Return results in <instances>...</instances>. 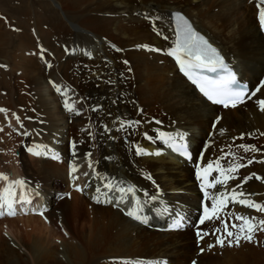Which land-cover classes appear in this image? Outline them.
I'll return each instance as SVG.
<instances>
[{
  "label": "bare ground",
  "instance_id": "1",
  "mask_svg": "<svg viewBox=\"0 0 264 264\" xmlns=\"http://www.w3.org/2000/svg\"><path fill=\"white\" fill-rule=\"evenodd\" d=\"M20 1L16 6L0 2V109L7 110L0 112V124L10 119V132L19 139L6 147L17 146L11 156L0 148V173L25 181L16 191L30 202L17 203L16 213L30 203L32 210L50 207L49 200L58 203L57 191L68 189L71 197L59 202L55 218L44 213L49 209L28 219L0 217V264H41L27 228H45V218L53 224L69 217L70 223L54 227L52 242L61 256L78 255L80 264H264V232L239 246L217 245L220 233L198 244L197 231L223 232L224 225L222 220L204 225L194 220L202 211L197 172L218 158L224 168L237 162L247 166L233 173L226 186L208 191L243 190L241 198L264 205V179H256L264 178V110L259 103L264 84L236 107L212 105L166 54L175 42L171 12L183 11L241 78L254 84L264 73V37L257 18L261 0H51L56 5L48 7L49 24L31 25L37 36L27 32L28 21L12 28L14 12L30 17L28 0ZM65 101L75 110L69 111ZM174 141L192 146L190 160L172 151ZM45 143L60 150L61 163L46 158ZM26 144L47 155H25ZM137 148L146 154H137ZM250 174L253 178L245 182ZM218 176L214 171L209 181ZM108 182L133 187L135 197L129 194L126 203L120 202L123 194L109 191ZM5 186L0 181V190ZM137 197L147 223L127 215ZM178 214L184 226L171 230ZM236 215L264 220V212L230 203L223 219L234 233L238 228L231 225L241 223Z\"/></svg>",
  "mask_w": 264,
  "mask_h": 264
},
{
  "label": "snow or ice",
  "instance_id": "2",
  "mask_svg": "<svg viewBox=\"0 0 264 264\" xmlns=\"http://www.w3.org/2000/svg\"><path fill=\"white\" fill-rule=\"evenodd\" d=\"M261 4H264V0H261ZM177 19L182 20L184 23V28L179 31L176 40V47L171 49L168 54L175 57L176 61L180 66V70L184 72L189 79L193 80V83L197 84L200 88V91L207 97L209 100L214 103L221 104L224 107H236L240 103H244V98L246 95L244 86L240 84L237 80L236 73L229 68L227 64L224 63L223 57L217 52L215 48H213L198 32H196L191 25L188 23L184 17L177 14ZM259 20L262 26H264V7L259 8ZM167 39V37H165ZM119 51V49H117ZM157 51H159L157 49ZM127 63V61H125ZM219 70H223L226 73L223 76H207V75H199L201 71H207L209 73H217ZM195 77V78H194ZM57 91H60V88L57 87ZM259 91V89H257ZM255 95V93H252ZM262 106V110H264V101L259 102ZM65 106L69 111L75 110V105L70 104L65 101ZM5 109H0V112H6ZM77 114H80L77 111ZM19 120V117H17ZM135 123H139L138 121ZM22 126V125H21ZM3 129H0L2 131ZM23 135H28V133H22ZM151 139V137H148ZM181 140L183 137L181 136ZM73 149L75 148V142L72 145ZM245 151H258L255 146H245L241 145ZM180 152L181 155L191 159V154L188 151L187 144H181L180 147L175 149ZM33 155L39 157L41 155H47V152H42L38 150H34L33 148L28 149ZM75 155V153H73ZM137 154H146L144 150L141 148H137ZM91 155L90 153L88 154ZM54 159H59L58 155L53 156ZM248 163H252L251 160ZM247 165L241 163L231 164L228 168L222 167L220 164V158L215 161L208 162L205 167H200L197 176L201 180V188L204 191V195L209 203H205L203 205V214L199 220L200 225H204L206 222L212 221H221L223 222L224 228L223 232H221L220 228L214 229V232H203L197 231L196 235L200 240H203L205 236L210 234L220 233L217 236L216 244L220 247H224L226 242L229 246H232L233 243L236 246H239L241 240L254 242L255 233L257 231L264 232V220H256L255 217H247L236 215L235 220L241 221L239 225L232 224V228H238L237 232H233L230 230L229 221L227 219H223V214L225 209L228 207L230 203H239L241 205H245L248 208H254L258 212H264V205L258 204L254 201L243 199L245 193L236 192L235 190H231L229 192H222L219 195H213L208 190L216 188L217 185L226 186L227 182L234 178L233 173L237 172L240 168L246 167ZM89 167H92L91 163H89ZM77 171V167L75 165L72 166V173ZM218 172V177H213L211 181H209V177L213 172ZM87 175V173H85ZM252 176L245 177L244 180L252 179ZM256 179H264L261 177H256ZM0 181L6 182V186L0 190V217L5 215L15 216L17 203H29L30 201L25 198V196L18 195L16 189H23L25 187V181L22 179L11 180L7 174L0 173ZM105 187L109 190H116L122 193L120 197V202L126 203L125 196L131 194L135 197V189L133 187L128 188H117L116 185L112 182H108L105 184ZM78 190L82 191V189ZM96 191L99 193L100 188H97ZM105 195H107L105 193ZM97 203H100L101 200L99 197H95ZM153 200L157 199V197L153 196ZM107 202H111L108 200ZM134 207H132L127 215L133 217L134 219L141 221L142 223H147L148 218L142 216L140 213L142 211V205L139 198H135ZM43 215V213H41ZM183 216H179L176 221L172 224V228H181L183 227ZM233 238V239H229ZM209 247H215V245H210ZM203 251V249H201ZM156 264H166L165 261L156 262Z\"/></svg>",
  "mask_w": 264,
  "mask_h": 264
},
{
  "label": "rangeland",
  "instance_id": "3",
  "mask_svg": "<svg viewBox=\"0 0 264 264\" xmlns=\"http://www.w3.org/2000/svg\"><path fill=\"white\" fill-rule=\"evenodd\" d=\"M2 0H0V2H1ZM5 1V3L6 4H8V6H16V5H18L19 3H21V1L20 0H4ZM39 2V3H38ZM41 2V3H40ZM27 3H28V5H29V7L30 8H32V9H30V17L29 18H27L25 15H16L15 14V12H14V15L16 16L15 17V19L16 20H13L12 19V21H13V23H14V25H12V28L14 29V28H19L20 26H23V22H26V24H27V21L29 22V27H28V33H34L36 36H37V34H36V29H34V30H32V27H31V25H32V23L34 22V23H40V22H42L43 20H46L45 22L47 23V24H49V22H48V20L50 21V17L49 16H51V10L49 9L50 8V5L52 4V5H56V3L53 1V2H51V0H28L27 1ZM48 3H50V4H48ZM32 5V6H31ZM41 5V6H40ZM7 6V5H6ZM47 6V7H46ZM49 7V8H48ZM1 8H2V6H1V3H0V14L3 12V10H1ZM57 8L60 10V8H59V6H57ZM5 11H7V10H5ZM13 11H15V10H13ZM8 12V11H7ZM10 15H12V13H10ZM49 15V16H48ZM12 18V17H11ZM48 19V20H47ZM152 20V19H151ZM25 24V23H24ZM46 25H42V27H45ZM24 27V26H23ZM31 27V28H30ZM29 28H30V30H29ZM42 29H44V28H42ZM45 30V29H44ZM35 31V32H34ZM13 66V65H12ZM5 69H7V70H9V67H4ZM258 81V80H257ZM20 83H23L24 81L22 80V81H19ZM256 83V82H255ZM0 103H1V101H0ZM24 107H22V109H23ZM10 120V119H9ZM9 120L6 122V124H5V126H4V128H5V130H4V132H0V133H7V131L9 132V134L13 137L14 135L13 134H11V132H10V123H9ZM2 124V123H1ZM0 124V125H1ZM9 129V130H8ZM260 136L261 137H264V133H262V134H260ZM14 138H17V137H15L14 136ZM236 139H237V137L236 138H232L231 139V141H232V143H234V142H236ZM8 140L9 141H11V139L10 138H8ZM9 141H8V144H9ZM19 141V140H18ZM8 144H0V148L1 147H5L4 149L6 150V152H7V155H9V156H11L12 154V152H13V150L17 147H15L14 149H12V150H7V146L6 145H8ZM11 146H13V145H11ZM1 152V151H0ZM1 153H4L3 151L1 152ZM25 155H26V153H25ZM55 164V163H54ZM57 164H55V166H56ZM58 166V165H57ZM69 190L67 189V190H63V192H61V191H57L56 193H55V195H56V197H58L59 196V198L60 199H58L57 200V202L58 203H52V202H50V200H49V202H48V204H49V206L50 207H46V208H51V210H49V211H46L45 209V211L46 212H44V213H47V214H51V216L53 217V218H55V211L57 210V209H59V208H56L57 207V205L58 204H60L59 202H61V201H63V200H65L67 197H68V195H69ZM60 193L62 194V196L60 197ZM69 197H71V194H70V196ZM30 205V206H29ZM28 206H27V208H29V207H31V203L29 204ZM42 205H43V203H42ZM35 206V205H34ZM44 206V205H43ZM29 216H42L41 214L40 215H29ZM28 218H30V217H28V216H25V219H28ZM45 218V217H44ZM70 220H71V217H69V220L68 219H65V220H60V219H56L54 222H53V224H51V222L50 221H48L46 218H45V222H46V227L45 228H43V229H39L38 227H35L34 229H29V228H27V231L32 235V247H33V249H34V251H33V253L36 255V256H38V263H41V264H56V262L57 261H62V263H65V261L67 262V263H69V264H80V262H77V261H75V259L76 258H80L78 255H75V256H70V257H68V258H65V256L64 255H60V253L59 252H57V251H55V249H56V244L54 243V242H52V233H53V229H54V227L55 226H59V227H63V224H64V222H68L69 221V223H70ZM196 223H197V221H196ZM151 225H153V226H155V224H151ZM191 225H195V223H192ZM156 227V226H155ZM193 226H191V228H192ZM149 228V227H148ZM5 233V236H8L7 234H6V232H4ZM197 240V238H195V241ZM198 241H200V240H198ZM81 247L84 249V247L81 245ZM84 251H85V249H84ZM190 262V261H189ZM189 262H186L185 264H187V263H189ZM140 264V263H139Z\"/></svg>",
  "mask_w": 264,
  "mask_h": 264
}]
</instances>
